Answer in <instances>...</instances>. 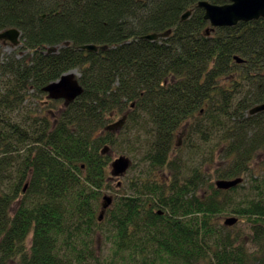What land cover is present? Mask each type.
<instances>
[{"label":"trees","instance_id":"obj_1","mask_svg":"<svg viewBox=\"0 0 264 264\" xmlns=\"http://www.w3.org/2000/svg\"><path fill=\"white\" fill-rule=\"evenodd\" d=\"M199 1L0 0L26 52L0 62V264H264V19L206 33ZM72 70L82 94L48 99ZM118 149L140 170L99 220Z\"/></svg>","mask_w":264,"mask_h":264},{"label":"water","instance_id":"obj_2","mask_svg":"<svg viewBox=\"0 0 264 264\" xmlns=\"http://www.w3.org/2000/svg\"><path fill=\"white\" fill-rule=\"evenodd\" d=\"M198 8L204 11V20L208 21L209 30L220 27H233L240 22H249L258 19H264V0H229L228 3L223 5H215L208 1H199ZM191 14V11H187L182 15V20L187 19ZM164 35V34H163ZM162 34H150L143 36V39L149 41H155ZM21 33L19 30L12 28L0 32V41L9 42L13 47L20 44ZM80 50L97 51V47L92 44H86L79 47ZM238 61H240L238 59ZM75 70L69 71L61 75V77L43 88V91L47 93L48 98L51 100H64L65 102H72L78 98L83 88L80 85L78 79L75 77ZM264 111V103L254 106L249 114L253 115ZM122 124V120L108 127L109 130H114ZM107 151L105 147L102 153ZM131 166V160L126 156H119L110 163L111 176L114 178L124 176ZM242 182V178H236L231 180L219 179L215 182V186L220 190H228L236 187ZM112 202L111 196H104L102 202V210L99 215V220H102L105 210L110 206ZM238 222V218L235 216L226 217L223 224L225 226H234Z\"/></svg>","mask_w":264,"mask_h":264},{"label":"rangeland","instance_id":"obj_3","mask_svg":"<svg viewBox=\"0 0 264 264\" xmlns=\"http://www.w3.org/2000/svg\"><path fill=\"white\" fill-rule=\"evenodd\" d=\"M21 40V39H19ZM21 42V41H20ZM21 46V43L18 45V46H12L10 43H2L0 42V62L6 58V56H10L12 54L15 53V51L18 50V48ZM60 48V46H57V47H53L51 48L49 51H52V52H56L58 49ZM26 54V52L24 51H20L18 53H15V56L17 58H20L22 56H24ZM75 74H76V78L77 76H79L78 72L75 70ZM46 101V99H42L41 101H39V106L41 105V103L43 101ZM29 102L30 104H36L37 102V99H34V97H30L29 99ZM32 107H36L35 106H32ZM120 120V119H119ZM183 139V136L181 133H177V136H176V140L178 141V144L181 143V140ZM108 152V150H107ZM126 156L128 157L131 162L134 164V167L131 168V170H128L127 173L124 175V176H121V177H117V178H113L111 176V174L109 175L110 176V189L106 190L104 192V195H108V196H111L113 198L117 197L119 194L124 193V191L126 190V185H127V182L130 178H132L134 175L138 174L139 173V170H140V167L138 165V157H131L127 154H124V153H121V150H115L114 152H111L110 153V159L111 161H113L114 159H116L117 157L119 156ZM214 157L215 159L212 160V162H206V165H207V173H212L214 172V169L216 168V166H218L220 164V162L218 161L217 159V156L214 154ZM110 161V162H111ZM202 168H205V166H203ZM251 173L254 177H258V176H262L264 175V153H261L257 159H255V161L253 162L252 164V169H251ZM168 172H165V173H160V174H157V178H160L162 176H165L167 177L168 176ZM161 175V176H160ZM218 179H216L214 176H211L209 177V179L204 183V189H206V187H208V185L210 183L214 184L215 185V182L217 181ZM249 181L248 179H246L244 177V181L242 183L243 186H246L248 185ZM125 188H123V187ZM102 201V200H101ZM225 216L227 215H222L219 219V222L221 224H223L224 222V219H225ZM233 215H229L228 217H232ZM236 217V216H235ZM236 229H242L244 230V232L246 234L249 233V223H247L246 221L244 220H241V219H238V222L236 223ZM96 250L98 251H101V249L103 248V241H102V238L101 236H97L96 237V246H95Z\"/></svg>","mask_w":264,"mask_h":264},{"label":"flooded vegetation","instance_id":"obj_4","mask_svg":"<svg viewBox=\"0 0 264 264\" xmlns=\"http://www.w3.org/2000/svg\"><path fill=\"white\" fill-rule=\"evenodd\" d=\"M0 42H2V43H9V42H5V41H0ZM48 98V97H47ZM49 99V98H48Z\"/></svg>","mask_w":264,"mask_h":264}]
</instances>
